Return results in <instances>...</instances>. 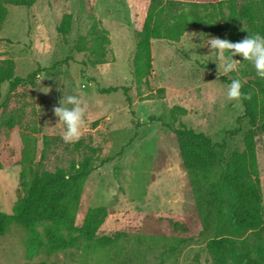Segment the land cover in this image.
Masks as SVG:
<instances>
[{"label":"rangeland","instance_id":"rangeland-1","mask_svg":"<svg viewBox=\"0 0 264 264\" xmlns=\"http://www.w3.org/2000/svg\"><path fill=\"white\" fill-rule=\"evenodd\" d=\"M242 3L239 0V5ZM149 4L150 0L95 1L94 11L110 38L107 61L96 66L88 63L89 52L77 48L83 37L92 44L90 2L38 0L29 8L8 7L7 19L0 25V60L14 59L16 74L22 77L40 66L46 70L37 75L35 85L18 87L0 106V210L12 212L25 195L21 159L28 135L35 140L33 168L38 171L68 168L72 160L80 161L86 155H93L97 164L110 159L86 181V205H104L108 211L98 236L128 233L133 246L139 237L165 235L171 237L166 252L161 246L145 252L146 243L139 245L141 264H211L177 139L167 125L184 123L215 141L226 142L228 153L242 150L249 125L242 118L241 100L226 97V85L233 72L238 71L244 80L252 78L253 67L235 57L239 59L237 71L224 73L222 67L217 71L215 50L202 44L203 37L215 36L203 32V27L192 26L178 42L152 40L153 75L148 84L138 86L132 59L137 31ZM201 14L204 16L202 10ZM62 21L70 23L67 34L58 31ZM245 32L243 24L242 38ZM111 86L129 90L101 92ZM62 92L81 95L87 103L86 126L78 148L62 139L64 126L57 123L53 112ZM175 105L187 108L188 114L173 113ZM9 117L16 122L13 127L3 124ZM237 128L241 130L232 134ZM257 158L264 205V133L257 137ZM26 243L25 231L11 226L0 236V264L30 260L116 264L109 259L110 252L99 249L94 241L77 249L43 251L32 259Z\"/></svg>","mask_w":264,"mask_h":264},{"label":"trees","instance_id":"trees-1","mask_svg":"<svg viewBox=\"0 0 264 264\" xmlns=\"http://www.w3.org/2000/svg\"><path fill=\"white\" fill-rule=\"evenodd\" d=\"M38 0H0V25L7 19L9 6L31 7ZM90 2L89 16L93 20L90 35L92 44L86 38L78 42L79 52H89L91 66L107 61L110 43L108 30L100 25L94 11L96 0ZM93 3V4H92ZM204 12V16L201 14ZM246 32L264 35V0H216L208 2L182 0H150L142 28L137 31V42L132 59L133 77L138 86L148 84L153 75L152 40L178 42L190 27H203V32L215 37L240 40L241 27ZM58 31L70 32V23L62 21ZM239 57V56H237ZM46 70L38 67L27 76L16 74V63L12 58L0 60V106L6 104L10 95L20 86L35 85L37 75ZM227 82L237 78L235 72ZM242 81L241 91L248 93L241 97L242 118L248 121L243 134V149L227 151L224 141H215L204 132L195 131L180 123L178 127L167 125L175 134L194 205L201 223V236L211 257V264H264V205L263 190L257 158V137L264 133V78L256 75ZM7 92L4 94V86ZM128 92V87L111 86L104 92L119 90ZM164 89H160L163 91ZM127 95V94H126ZM131 102L130 96H126ZM171 111L187 115L188 109L175 105ZM13 127L12 117L3 122ZM237 128L232 134L239 132ZM24 137L22 151V177L26 187L25 195L14 205L12 212L0 210V236L11 226L21 227L27 235V250L30 259L40 252H59L79 248L84 242L94 241L99 249L109 253V259L116 264H141L139 245L146 243L145 252L156 246L166 252L165 235H146L130 245L128 233L98 236L97 232L108 214L104 205L87 206V179L100 166L93 155L82 160H72L68 168L58 167L54 171H38L35 165V140ZM48 144V141H44ZM80 147L81 140L73 142ZM94 152L95 149L91 148ZM0 169L2 163L0 161ZM28 178V181L25 179ZM178 223H175L177 226ZM128 238V239H127ZM180 241H177V246ZM174 249V246H171ZM25 264H59L55 261L35 260Z\"/></svg>","mask_w":264,"mask_h":264},{"label":"clouds","instance_id":"clouds-1","mask_svg":"<svg viewBox=\"0 0 264 264\" xmlns=\"http://www.w3.org/2000/svg\"><path fill=\"white\" fill-rule=\"evenodd\" d=\"M206 43L211 51L215 50V63L217 71L222 67L224 73L237 71L238 64L235 57L251 63L258 77L264 78V35L259 32H247V35L237 41H231L220 37H203L202 44ZM202 46V45H201ZM210 51V52H211ZM231 79L226 85V97L230 100L247 99L249 94L241 91L242 81L238 78ZM87 103L77 94L64 95L53 106V112L58 121L63 123L64 131L62 139L65 142H75L82 135L86 126Z\"/></svg>","mask_w":264,"mask_h":264}]
</instances>
